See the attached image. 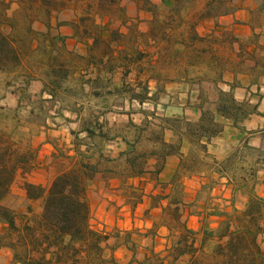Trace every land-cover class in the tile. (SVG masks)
Segmentation results:
<instances>
[{
	"label": "rangeland",
	"instance_id": "rangeland-1",
	"mask_svg": "<svg viewBox=\"0 0 264 264\" xmlns=\"http://www.w3.org/2000/svg\"><path fill=\"white\" fill-rule=\"evenodd\" d=\"M207 1L194 0L178 9H172L173 3L169 7L160 4L154 17L148 11H141L134 0H120L119 4L123 11L113 17L107 11L97 10L98 0H76L68 4L66 10L58 13H50L29 0H0V12L9 18L8 25L3 26L4 34L9 37L20 59L18 64L0 69V108L6 109L3 124L11 128L17 123L22 132L19 138L24 145H30L36 150L37 156L32 172L17 180L11 195L6 200L7 205L20 214L27 213L31 205L33 215L38 216L41 213V205L28 202L23 184L28 181L49 186L58 174L69 169L79 159L80 155L74 147V132L79 131V126L73 121L65 122L59 113L58 104L53 105L44 101L48 115L38 116L36 113L31 117L30 109L17 110L19 95L22 96L24 90H27L37 101L45 84L51 85L53 68L58 67L62 62L72 74L65 84L72 88L71 90L74 89V93L63 92L62 97L68 101L69 106L82 100L83 80L94 79L98 72L102 71L103 78H111L112 88L116 85L120 86L123 79L127 88L137 92L139 84H148L152 94L156 92L159 94L156 112L160 117L184 116L190 123H196L200 116L197 113L198 84H202L209 93L215 81H226L228 76L225 73L233 71L245 72L244 74H247L251 81L258 82L263 79L261 67L264 61V49L259 48L254 51L255 60L261 63L258 69L252 70L247 64L239 65L237 46H234V43L238 45L237 42H244L246 48L252 47L254 43L252 32L249 33L245 28H241L245 25L244 21L224 27L225 24L220 25L219 21L203 20L201 15ZM250 7L251 4L247 2L242 9L248 14L249 19ZM83 17L86 19L81 21ZM62 21L77 24L78 32L75 33L70 25L58 29L57 26ZM217 27L220 29L218 30ZM113 31H117L118 36L110 40ZM84 32H87V35ZM96 39L98 41L94 43ZM259 42L263 43L264 39L261 38ZM245 51L244 56L251 59V53L246 49ZM56 56H58L57 61L54 60ZM95 63L97 65H92ZM106 64L115 68L110 76L103 73ZM126 70L129 71V75L123 78ZM14 90L19 91L20 94L12 93ZM86 92H90L88 87ZM191 96L194 99L193 105L186 102V98ZM43 98L49 100L50 97L45 94ZM110 104L113 110L107 115V119L111 125H117L119 128L129 121V113L134 121L139 123L142 118L139 114L141 110L155 111L152 101L141 105L137 101H130L128 97L112 98ZM94 106L100 107L101 103H95ZM38 107L40 105L36 104L35 108ZM64 114L66 117L74 118L68 110H65ZM260 124L264 125V121L262 120ZM224 126L227 127V124L225 123ZM30 131L31 137H29ZM166 137L169 141L174 140L170 133H167ZM233 138L234 142L238 140L237 136ZM44 139L46 141H43ZM230 141L227 137L222 140L218 150L210 148L206 156L201 155L200 172L183 175L178 179V185L186 192L187 213L200 218L201 232L205 229L216 231L226 214L243 212L250 197L264 200L259 195L264 194V190L262 191L264 165L257 163L258 152L249 149L245 150L243 156L238 154L234 157L235 153ZM45 144L50 145V155L46 154L47 149L43 148ZM113 147L109 149L117 153L118 149ZM85 150L86 148L82 147V152ZM184 152L187 154V148ZM229 157L233 158L229 160L223 173L221 163ZM178 164V158L168 163L162 177L164 182H169L174 176ZM253 168L259 169L260 173L256 182L250 176ZM148 183V180H141L139 183L130 182L133 188L138 190V194L143 192L141 195L143 201L137 199L139 195L132 194L128 187L120 191L122 197L132 207L147 201L150 206L148 219H157L162 225V206L165 203L163 202L158 208L151 206V196L161 192V189L153 184L148 187ZM89 196L91 203L96 206L95 216L100 207L103 208L110 202V198L114 199L99 180L91 183ZM111 205L116 207L115 203ZM261 206L263 211L261 225L264 226V203ZM151 212L153 214H150ZM92 227L95 228L96 225ZM140 230L137 228L125 231L115 228L108 234L118 235L119 239L111 240L110 244L117 243L118 247L129 245L133 242L131 235ZM138 235L143 236L140 233ZM146 236L154 238L158 236L155 227ZM172 236L177 240L176 235L172 234ZM260 242L264 247L263 238ZM157 244L160 247L163 243ZM215 244L216 241L213 240L208 249L212 250ZM155 247L151 253L154 251L161 257L167 252L169 254L171 250L156 251ZM8 252V250L0 251V264H10L7 263L11 257V253L9 252V256ZM182 262L186 264L187 259Z\"/></svg>",
	"mask_w": 264,
	"mask_h": 264
},
{
	"label": "trees",
	"instance_id": "trees-1",
	"mask_svg": "<svg viewBox=\"0 0 264 264\" xmlns=\"http://www.w3.org/2000/svg\"><path fill=\"white\" fill-rule=\"evenodd\" d=\"M47 9L50 13L62 12L68 4L76 0H29ZM141 11H148L155 17L160 4L178 9L194 0H134ZM249 2L250 28L253 34V51L264 49V0H208L203 20H216L234 17ZM120 0H98L97 10L107 11L111 16L120 15L123 8ZM113 16V17H114ZM89 18V16H88ZM86 18H81L84 21ZM9 18L0 12V69L20 62L19 56L9 37L4 34L3 26L8 25ZM62 21L58 29L70 25L74 32H78L77 24ZM225 24V23H224ZM87 35V32H84ZM118 36L117 31L111 32L112 40ZM89 39V38H88ZM98 40H94L96 43ZM54 42V41H53ZM244 52L245 44H238ZM252 68L258 69V60L251 54ZM58 60V56L54 58ZM92 65H97L92 64ZM100 70V67L97 66ZM115 71L106 64L105 75H112ZM261 71L264 76V61ZM51 85L45 84L38 100L35 101L27 90L24 94L14 90L19 95L17 110L28 108L31 117L38 113L48 115L45 102L60 106L59 113L65 122H75L79 131L74 132V147L79 153V159L69 169L58 174L49 186L34 184L26 181L23 190L30 203H40L41 213L33 215V208L20 214L7 205L6 200L12 193L17 180L29 175L36 162V150L30 145H24L18 124L9 127L3 124L6 117L5 108H0V251L8 250L11 253L10 264H120L108 257V251H114L118 245H111L110 241H117L118 235L112 236L99 232L92 227V205L89 197L91 183L99 180L108 189L110 182H120V189L128 187L134 195H139L134 189L131 180H148L150 184L160 188L161 192L151 196V206H162V225L170 234L177 236V242L169 252L174 262L187 259L186 264H264V247L260 239H264L263 200L250 197L243 212L226 214L223 222L216 231L205 229L195 231L189 227L187 213L186 192L178 185V179L183 175H194L200 172L201 158L209 153L212 140L224 132L223 121H230L239 127L248 119L249 114L261 116L259 104L249 106L248 103H239L232 90L225 91L221 85L223 81H215L211 92L199 86L197 109L200 113L196 123H190L186 118L166 116L160 117L156 112L158 96L151 93L148 84H139V91L127 88L125 79L122 84L114 86L111 78H103L102 71L97 76L83 80L82 100L69 106L63 99L65 93H74L66 82L71 78L63 62L52 70ZM129 71H124L128 76ZM80 79H83L80 77ZM257 84V80L253 82ZM89 88V93L86 88ZM49 100H44V95ZM128 97L130 101H137L141 105L152 101L155 111L141 110V121L136 123L129 113V121L119 127L111 125L107 115L113 110L110 101L112 98ZM45 101V102H44ZM101 103L95 107V103ZM40 107L35 108V105ZM205 107H208L207 109ZM98 109V110H97ZM68 110L74 118L66 117ZM251 112V113H250ZM17 122V121H16ZM171 132L172 141L167 140V133ZM32 133L30 131L29 137ZM261 145L256 150L259 154L258 164L264 163V132ZM115 146L118 152L110 150ZM82 147L86 150L82 152ZM187 148V154L185 149ZM254 149L246 143L245 150ZM234 157L238 153L233 154ZM179 159L178 168L169 182L162 180L169 160ZM227 158L221 163L222 172L227 168ZM259 169L250 171L251 178L256 182ZM133 188V189H131ZM148 213V212H147ZM215 240L212 250L209 244ZM165 257L152 252L140 264H165Z\"/></svg>",
	"mask_w": 264,
	"mask_h": 264
},
{
	"label": "crops",
	"instance_id": "crops-1",
	"mask_svg": "<svg viewBox=\"0 0 264 264\" xmlns=\"http://www.w3.org/2000/svg\"><path fill=\"white\" fill-rule=\"evenodd\" d=\"M246 14V15H245ZM245 15V16H244ZM244 17V18H243ZM243 19V20H242ZM210 21V20H207ZM242 22L244 21V26H241V28H245L246 31L252 32L250 25H249V16L245 12V10H240L236 13L234 17H226L219 20V24L223 25L225 23V26H231L235 24L236 22ZM212 23H214L212 21ZM243 23V22H242ZM237 27V25H235ZM218 30L220 29L217 27ZM213 29H215V26H213ZM223 34L225 32H222ZM248 33V32H247ZM248 33V35H249ZM238 37V36H236ZM244 44V42H237L236 44ZM237 46V55H238V63L240 64H247L250 69L253 70L251 59H247L244 56V52L239 50V46ZM246 47V46H245ZM249 53L253 54L254 49L253 47L249 46L245 48ZM245 73V72H244ZM243 72H226L227 74V80L224 81L225 84L221 85L225 91H230L234 93L235 99L239 103H248L249 106H255L259 104V112L262 114L261 116L257 115H251L249 114L248 119L244 122L242 126L236 127L233 125L230 121H225L227 124V127L225 126L224 132L220 134L218 137L214 138L212 142L209 145L210 148H216L217 150L220 147V143L222 140L229 138L230 145H232V150H234L233 153L240 154L246 146V143L248 142L249 146H251L254 149H258L261 145L260 137L262 133L264 132V125L260 124L262 123V120L264 121V76L262 80H258L257 84H253L254 81L250 80V77L247 74H244ZM224 79V78H223ZM225 80V79H224ZM193 96L190 98H186V102L189 105H193ZM195 108H193L194 110ZM197 113H199L197 111ZM251 113V112H250ZM200 115V113H199ZM260 125H259V124ZM61 127H59L60 129ZM172 135L171 132H168ZM231 133V134H230ZM238 137L237 141H232L233 137ZM234 139V138H233ZM43 141H46L45 139ZM254 142V143H253ZM40 145V144H39ZM115 147V146H114ZM113 147V148H114ZM43 148H46V154L51 153V148L49 144H45ZM116 149V148H114ZM231 150V151H232ZM43 153V152H41ZM174 160V159H171ZM169 160V162L171 161ZM168 162V163H169ZM264 165V163L260 164ZM166 171V170H165ZM260 174V173H259ZM258 174V176H259ZM164 175V174H163ZM162 175V177H163ZM142 179H134L131 180L132 183H139ZM148 187L152 184L148 183ZM109 193L114 196V199L110 198L109 203H107L103 208L100 207L97 215L95 216L96 212V206L92 205V226L96 225L94 228L97 231L100 232H106L111 233L115 228L121 229L125 231H132L133 229H141L138 231V233L143 234V236H139L138 233L131 235L132 236V243L129 245H121L118 248H116L114 251H109L108 259H113L117 263L120 264H140L146 256H148L152 250L158 251H165L168 249H171L173 244L175 246L177 240L170 234L168 229L161 225L159 220H150L147 217V212L150 210L149 203L143 202L142 204H137L136 207H132L131 205H128V202L126 199L122 197V192L120 191V182L117 180H113L110 182V186L107 189ZM264 188H262V191ZM262 199H264V194H259ZM90 197V196H89ZM264 201V200H263ZM111 203H115L116 207L114 208ZM157 210V209H156ZM155 211V210H154ZM150 214H153L151 212ZM116 215L118 217H116ZM96 219V220H94ZM200 218L195 216H189L188 217V224L189 227L195 231H200L202 228V225L199 223ZM157 225V226H156ZM156 229L157 235L161 236L158 237H149L146 236L147 233L153 231V229ZM163 243L160 247H158L157 243ZM131 245V246H130ZM8 255L10 256V253L8 252ZM166 257L165 264H184L182 261H185V258L182 259L180 262H174L172 258L169 257L168 252L164 255ZM12 257L9 258L7 263H11Z\"/></svg>",
	"mask_w": 264,
	"mask_h": 264
}]
</instances>
